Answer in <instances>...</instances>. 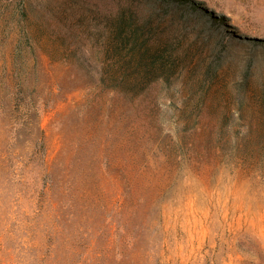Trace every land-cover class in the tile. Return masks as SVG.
<instances>
[{"label":"rangeland","instance_id":"obj_1","mask_svg":"<svg viewBox=\"0 0 264 264\" xmlns=\"http://www.w3.org/2000/svg\"><path fill=\"white\" fill-rule=\"evenodd\" d=\"M22 2L0 0V264H264V0H135L176 65L146 89L102 80L90 20L119 6Z\"/></svg>","mask_w":264,"mask_h":264},{"label":"trees","instance_id":"obj_2","mask_svg":"<svg viewBox=\"0 0 264 264\" xmlns=\"http://www.w3.org/2000/svg\"><path fill=\"white\" fill-rule=\"evenodd\" d=\"M21 1L24 3L26 0ZM108 2L111 6L119 7L104 18H100L95 10L90 20L95 28L104 25L107 30L106 37H101L104 52L108 57L104 71L101 73L102 80L118 82L119 86L137 85L131 89L140 86L146 89L152 82L162 78L170 79L176 65L172 66V70L169 69L166 60L170 59H166L162 44L151 43L154 40H151L147 34L154 23L151 21L143 23L140 13L135 8V0H108ZM252 81L248 79V84ZM249 88L252 90L251 95L246 97L245 102L248 103L251 99L258 106L256 112L260 117H249L245 123L247 136L243 144L255 145V142L259 140L264 142V81L253 89L251 86ZM39 141L42 155H45V141L43 138Z\"/></svg>","mask_w":264,"mask_h":264}]
</instances>
